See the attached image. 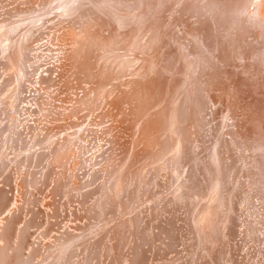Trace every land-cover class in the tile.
I'll list each match as a JSON object with an SVG mask.
<instances>
[{
  "label": "rangeland",
  "instance_id": "1",
  "mask_svg": "<svg viewBox=\"0 0 264 264\" xmlns=\"http://www.w3.org/2000/svg\"><path fill=\"white\" fill-rule=\"evenodd\" d=\"M27 1L30 2V0H12V2H9V0H2L0 1V7L6 6V8H12L13 6L24 4ZM169 1L171 0H155L151 5L146 7L144 6L142 16L144 17L150 13L153 14L154 11L156 12L161 10L162 6H164L163 4L166 2L168 3ZM178 6L179 5L176 7ZM211 19L216 21L215 17ZM211 19L209 18L210 22H212ZM233 20L234 22L238 20L236 23L239 24V19L235 17ZM210 22L209 24L212 28ZM230 22H232V19L230 21L229 18L226 17L221 19L219 31L221 29L222 35L225 33L228 37H231V41H234V39L237 40L238 36H240V28L237 30L233 26H236L237 24L232 22L233 25L232 23L230 25ZM3 30L2 36L0 37V103H2L0 105V140L2 142L0 145V186L4 185V188H7V192H3L5 193L4 196H6L0 203V216H6L9 210L12 211L11 217L6 221L5 228L3 230V240L1 241V246L4 247L7 254L12 256L14 264H90V262L91 264H154L155 262V264H264V179L259 180L256 176L254 177L246 172L243 168L241 162L243 160H241L240 154L237 153L238 151H234L229 143L225 145V143L222 144L219 140L214 141L216 136L214 133L215 130L214 132L212 131V136L210 137L211 129L209 124H206V130H204V134L207 137H210L207 141V146L213 149L216 147L214 143L216 144L221 142L220 144H222L221 146L224 152V159L226 160L224 162V168L226 167L225 170H223L224 168L222 165L220 168L221 172L219 170L221 174L217 176L214 175V172L209 171L210 169L206 164L207 148H204L202 139V143H198L199 145L196 147L197 149L192 147L191 152L189 150L187 157L178 158L179 160L176 159L173 162H176L175 164L177 165L170 163L172 167H165L166 170L168 168L167 172L172 169L173 171L170 170L172 172H169L171 174L175 173L173 175L174 178L172 182H167L166 185V182H162L163 179L158 177L161 173H155V176L158 175L157 178L151 174V171H149L150 169L155 168L152 167L155 165V161H153L154 163L150 166L147 165L149 162L146 163L144 160L142 162H136L134 159L132 160V158H129L130 162L129 159L127 160V158L132 156L133 153L136 154V157L137 154L140 153V147V149L147 148L152 144L151 142L154 144L155 135L152 134V129H154V122L152 121L153 118L150 119L149 122L146 121L145 126L137 127V122L139 120L138 117L136 118L135 115H130V113H122L121 115H118L117 110H114V119L118 120L119 123L118 124L116 123L117 121H114L115 123L113 129L116 128L114 131L117 133V128H120L119 131H121L124 141L129 145L133 140V144H131L133 146L131 148H136L137 145H139L138 150L133 149L134 152H130V150L126 155V162L128 161L130 164L123 163L122 166H118L119 169L117 168V170H114L109 177L106 178L107 183L105 182V189H103L102 181L104 177L101 175V177H97L91 173L93 167H98V164L95 166H92V164L94 163V156L97 155L96 152L98 150L95 147L98 145L99 139L94 135H88L87 133L89 129L91 130L93 127L96 128L97 125H88L85 127L83 123L74 121L76 116H71L70 118L65 119V116L62 114H70L68 110H70L69 107H71L74 102L67 103L61 100V103L57 100V98H73V101H76L77 99L75 98H77V96H80L81 94V96L84 95V93L80 92L82 91V87L78 88L83 83L74 82L72 83V85H74L72 88H64L65 92L63 94H59V96L56 95L57 98H55L52 103H50V99H47V96H49L47 93H45V96L42 97L43 99H38L36 97L37 91L33 92L32 96L30 94L31 97L27 99H20V97H24L27 92L26 87L23 88V85L21 86V84L28 83L31 89H36L38 87V84L36 85L32 76L35 75V73H37L38 77H40L39 84L41 87L47 88L46 91L52 90L51 87H48L51 85L49 75V81L46 82L43 79V75H46L44 73H48L53 77V64H55L54 60L56 58V54L53 53L50 57V54L46 53L44 57H38L36 59L37 61L35 60L29 63H22L16 68L17 76L15 81L20 84L19 88L17 86V89L20 90H15L16 94L18 92L17 95H15L14 91H12V97L10 96L11 94L7 95L6 92L10 89L9 86H11L12 81L4 84L6 79L3 78H7V75H9L11 71L4 66L3 62H5L7 58L9 61L11 60L12 46L9 43L12 41L13 25L10 24V26ZM39 34L33 33V35ZM203 36H205V34H203ZM232 36L234 37L232 38ZM28 40L26 39V42H30ZM219 40L222 42L221 39ZM201 41H204V39L202 40L201 38ZM225 43L226 41L222 44V47H224ZM198 44H195V47H197L196 55L198 59H200V57H202V54L200 53H202L203 50L200 49ZM1 45L5 48L1 47ZM234 47L237 48V45ZM186 52L187 51H185V55L188 54V52ZM240 54H242V57L243 55L245 56V53L243 54L240 52ZM194 55L195 54H192L191 56L195 57L196 55ZM191 56L189 57L191 58ZM197 57H195L196 60ZM235 57L236 54L234 55V59ZM242 57H239L240 60ZM196 60L191 61V64L194 63L192 65L195 67L197 64ZM235 60L238 59L236 58ZM235 60H229V63L226 66L227 68H225L226 71L225 69L222 70V72L218 74V78L217 75H215V79L211 80L212 82L210 79L207 80L206 87L210 90L206 88L205 92H208L207 94H209V91H214V88L220 85V87L222 86L220 94L223 95V98L229 96L228 98L232 99L233 95L236 98H247V103L251 102L249 101V98H253L252 93L261 94L256 95L258 97H254L253 100L258 101L256 102L258 104H255L256 108H263L264 86H261L263 85L261 84L262 78L259 77L258 73L256 75L255 69L250 72L249 69L243 68V65H240L241 69L238 68L236 64L238 61ZM24 68L26 69L24 70ZM262 70L264 71L263 68ZM198 72L199 69H197L195 73V78L198 77ZM5 73H8L6 77H4ZM226 73H230V76ZM240 74L242 75L240 76ZM245 74H247V77H243ZM242 77L246 78L244 79L245 82L242 80ZM226 79H228L229 83ZM231 80L232 82H230ZM220 81H222V83ZM249 82L253 84L251 85ZM240 83H243L244 87H242L243 85ZM236 84H238V86ZM245 88L247 90H245ZM4 90L7 91L5 92ZM21 90L23 91L21 92ZM252 90H255V92ZM246 91L248 93H246ZM21 93H24V95L22 96ZM4 98H6V100ZM259 100L263 101L262 107L260 105L261 103L259 104ZM42 101L47 103L48 112L46 111L44 116L34 114V108H32L34 102L40 103ZM54 102L57 103L54 104ZM55 105H60L61 109L59 110H64V112L61 113L58 112V110H54L53 108ZM41 106L42 108L44 107L43 105ZM158 116H161L160 118H163L164 120L166 119L164 114ZM71 123H73L72 126ZM76 123H79V127L76 126ZM221 124L222 123L220 122V128L223 127ZM117 125L119 127H117ZM54 126L57 129H55ZM67 126L71 128L69 129ZM53 127L55 130L52 129ZM72 128H74L73 131ZM84 128L85 130H88L85 131ZM59 129L60 131L58 133ZM41 130L44 131L42 132ZM47 130H51V133ZM138 130L139 132L141 130L142 131L140 133H136ZM68 132H70V134ZM259 132L261 131L259 130ZM48 133L50 135H48ZM57 134L61 135L58 136ZM200 135L199 137L203 138L202 135ZM258 135L261 134H255L256 138L260 137ZM61 136L62 138H60ZM63 137L65 139L63 141L66 143L62 141ZM69 137L74 141L68 140ZM49 139L53 142H49ZM59 140L64 143L61 144L62 147L60 149L62 151L60 150V153L58 151H54L55 153L52 156L53 151L52 154L49 152L51 149H54L53 147L57 143H60ZM65 144H68V146L70 145L69 147L71 148H68ZM73 144L77 145L74 146ZM254 145L256 144L254 143ZM76 147L78 150H75ZM105 147L109 148L108 144H106ZM256 147H258V145ZM75 151L77 153H75ZM226 155L227 157L225 158ZM237 158H239V160H237ZM143 162L145 165H143ZM138 163H141V167ZM160 163L161 162L158 161V164ZM90 167H92V169H90ZM137 167L141 168L143 175ZM120 169L121 173L119 172ZM87 170L91 172L89 173ZM241 172L242 176L240 175ZM119 173L121 174L120 176H118ZM125 174L128 177L125 176ZM202 174L203 176H207L208 181V186H206V184H203L205 186L202 185L203 189L200 188V185L197 186L198 182H204ZM111 177L113 178L111 179ZM90 178L91 180H89ZM95 178H97L96 182ZM83 179L85 181H83ZM223 180H225V182ZM191 181L193 184H189ZM118 182L121 186H115L120 185ZM174 182L176 184H174ZM99 183L101 184L99 185ZM90 184L92 185L90 186ZM99 186L101 187L99 188ZM172 187H175L176 189ZM119 188L121 193L118 191ZM239 192L242 196L241 198L238 197L239 202L237 203L243 210L241 209L239 219L236 222L241 232L236 231L235 233L233 230H230V228L231 226L232 228L234 226L233 218L235 215L233 214V206H235L236 197L240 195H238ZM8 196H11V199H9ZM129 196L131 199H129ZM226 197L228 200L227 202ZM117 203L121 205H118ZM236 207L237 205L235 206V210H237ZM189 215L190 217L187 218ZM191 218H194L199 232H197L195 227L192 226L193 224H190V228L187 226L189 225L187 222H191ZM191 227H193V231L191 230ZM194 235L196 236L194 237ZM261 239L263 240L261 241ZM38 244H44L45 246H39ZM39 248L40 250H38ZM98 249L100 253L98 252ZM117 250L119 251L117 252ZM140 250L144 252V257L148 256L146 260L143 257L142 262L138 259ZM96 252L98 256L96 255ZM39 253L40 256L38 255ZM22 254H24V256ZM94 255L96 256L95 258L93 257ZM148 258L150 260H148ZM132 261L135 262L133 263Z\"/></svg>",
  "mask_w": 264,
  "mask_h": 264
},
{
  "label": "bare ground",
  "instance_id": "2",
  "mask_svg": "<svg viewBox=\"0 0 264 264\" xmlns=\"http://www.w3.org/2000/svg\"><path fill=\"white\" fill-rule=\"evenodd\" d=\"M154 1L155 0H30V2L27 1L26 3H24L25 5L24 4L16 5L13 6L12 8H6V6L0 7V37L2 36V32L4 31L3 29L10 26V24L13 25L12 41L11 43H9L12 46L11 49L12 52L10 57L11 60L9 61L7 58L5 62H3L4 66L11 72L9 73V75H7L8 73L7 74L5 73L4 77H6L7 75V78L2 77L3 79H6L4 84H6L7 82L10 83L11 81L12 84L11 86H9L10 89L8 91L7 90L4 91L5 92L7 91L6 92L7 95L11 94L10 96L12 97L13 95L12 91H14L15 93V90H20L17 89V86L19 88L20 84H18L15 81L17 76L16 68L19 65H21L22 63H29L35 61L40 56L44 57L46 53L50 54V57L52 56L53 53H55L56 58L54 60L55 64H53L54 65V72L52 73L53 77L50 76V74L48 73H44L46 75H43V79L45 82L49 81L48 80V75H49L51 85L48 87H51L52 90L46 91L47 88L45 87L42 88L41 85L39 84L40 77H38L37 73H35V75L32 76L34 78V82L36 83V85L38 84V87L36 89L35 88L31 89L28 83H24L25 85L21 84V86L23 85V88L26 87L27 92L26 95L22 98L20 97V99H27L32 96L33 92L37 91L36 97L38 99H41L43 96H45V93H47V95H49L47 96V99H50V103H52V101H54V99L57 98L59 94H63L65 92L64 88H68V89L72 88L74 86L72 85V83L74 82L81 84L83 83L78 88L82 87V91L80 92L84 93V95L81 96L82 94L80 93L81 95L75 98L77 99L76 101H73L74 100L73 98L72 99L57 98V100L60 102L62 100L67 103L74 102L72 106L69 107L70 110L68 111L70 114L68 115L62 114L65 116V119H68L71 116H76L74 121L83 123L85 127L88 125H95V126L97 125L96 128L93 127L91 130L87 129L88 130L87 131L85 130V128L84 130L87 131L88 135H94L99 139V143L95 147L98 150L96 152L98 156L97 155L94 156L93 158L94 163L92 164V166L98 164V167L96 168L93 167V170H91L92 172L91 171L90 172L94 176L104 177L102 181L103 189H105L104 186L105 182L107 183L106 178H108L109 175L114 170H117L118 166H122L123 163L128 164L130 162L129 158H132V160L134 159V161L136 162H142L144 160L146 163L149 162L147 165L150 166H152V163H154L153 161H155L156 166L155 165L152 166L155 168L152 167H150L152 169L149 168L151 174L154 177H157L158 175L155 176V173L158 174L161 173L158 177H160V179H163L162 182H166V185L167 182L171 183L174 178L173 175L175 173L174 172H173L174 174L170 173L173 171L172 169H170L172 171L169 170L170 172L169 171L167 172L168 168L166 170L165 167L171 166L170 163H173L178 158L180 159L181 157L182 158L187 157L189 150L191 152L192 147L196 148L199 145L198 143L201 142L202 139H203L204 148H207V154H206L207 167L210 169L209 170L210 172L212 171L215 173L214 174L215 176L221 174L220 168L222 167V165L224 168L225 166L224 162L226 161L224 159V152L222 150L221 145L224 143L225 145L229 143L234 149V151L236 150V152L238 151L237 153L240 154L241 160H243L241 162L246 172L249 175H252L254 177L256 176L259 180H263L264 179V107L259 109V107L257 106L258 108H256L255 104H258L256 103L258 101L253 100L254 97L255 98L258 97L256 95H261V94L252 93L253 98L251 96L252 99L249 98V101L251 102L247 103L246 102L247 98L245 99H241L239 97L236 98L233 95H232V99L228 98L229 96L223 98V95L220 94L222 86L220 87V85L218 84H216L218 86H216L215 88L213 86L214 91L213 90H211L212 92L209 91V94H207L208 92H205V89L208 88L206 87L207 80L210 79L211 81L215 79V75H217L218 78V74L222 72V70L227 68L226 66L229 63V60L232 61L235 60L236 58L238 59L235 60L238 61L236 63L237 67L241 69L240 65L241 66L243 65L242 67L249 69L250 72L255 69L256 75L258 73L259 77L262 78L261 84L263 85L261 86H264V71L262 70V68L264 69V0H174V1L171 0L168 3L166 2L165 4H163L164 6H162L161 10L156 12L154 11L153 14L150 13L147 16L145 15L143 17L142 11L144 9V6L146 7L148 5H151ZM9 2H12V0H9ZM177 5L179 6L176 7ZM22 6H26V7H22ZM208 17L210 19L215 17L216 21H214V19H211L212 22H210ZM224 17L229 18V21L232 19V22H234L233 18L235 17L239 19V24L236 23L238 20L234 22L239 26L237 25L235 26L233 25L232 22H230V25L232 23L234 28H236L237 30L240 28L239 29L240 36H238V38L235 37L237 38V40L234 39V41H231L230 39L231 37H228V35L225 33H224L225 36L222 35L221 29L219 31L220 28L219 26H221L220 24L222 23V22L220 23V20L224 19ZM209 22L211 23L212 28ZM33 33L34 34L41 33V34L33 35ZM203 34H205L206 37L203 36ZM233 37L234 36H232V38ZM201 38L202 40L204 39L205 46H204V41H201ZM26 39L27 40L30 39L28 40L30 42H26ZM219 39H221L222 42H220ZM225 41L226 43L224 44V47H222V44ZM196 43L197 44L199 43L198 45L200 46V49L203 50L202 53H200L201 50L200 52L198 51L200 54H202V57H200V59H198L196 55V49H197V47H195ZM235 45H237V48L234 47ZM1 47L4 46L1 45ZM185 51H187L188 54L185 55ZM239 51L242 52L243 54L245 53V56L243 55L242 57V54H240ZM192 54L196 55L194 56L197 57L198 61L196 60L195 57L191 56ZM235 54L236 57L234 59ZM188 55L191 56V58ZM239 57H242L241 60ZM193 60L194 61L196 60L197 62L196 67L192 65L194 63L191 64V61ZM41 61L43 62L42 59ZM25 69L26 68H24V70ZM197 69H199L198 77L195 78V73ZM241 75L242 74H240V76ZM246 75L247 74H245L243 77H245ZM243 77L242 80L246 79ZM226 80L229 83L228 79ZM220 82L222 83V81ZM230 82H232V80ZM243 83L240 84L243 85ZM236 85L238 86V84ZM239 87L241 88L240 85ZM242 87H244V85ZM246 88L245 90H247ZM208 90L210 89L208 88ZM22 91L23 90H21V92ZM248 91L251 92L250 90ZM253 92H255V90ZM246 93L248 92L246 91ZM17 94L15 93V95ZM21 95L23 96L24 93L23 94L21 93ZM4 99L6 100V98ZM56 103L57 102H54V104ZM1 104L2 103H0V105ZM259 104L262 107L263 101L259 100ZM41 105H43L44 107L42 108ZM47 106H48L47 103L44 101L40 103L34 102V105L32 107L34 108L33 113L36 115L38 114L40 116H44L45 112L46 111L48 112ZM53 109L58 110V112L61 113L64 112V110L63 111L59 110L61 109L60 105L59 106L55 105ZM114 110H117L118 115H121L122 113H127V114L130 113V115L133 116L135 115L136 118L138 117L139 120L137 122L138 124L137 127L145 126L146 121L149 122V120L153 118L152 121L154 122L153 123L154 129H152V134L155 135L154 144L153 142H151L152 144L147 148L140 149L141 148L140 147L139 148L140 153L137 152L138 154L136 157H135L136 154L133 153L132 156L127 158V160L129 159V162L128 161L126 162V157H127L126 155L130 150H131L130 152H132L133 149L138 150L139 144L137 145L136 148L135 147L131 148L133 146L131 145L133 144V140L129 145L124 141V137L121 131H119L120 128L119 129L117 128L118 130V131L116 130L117 133L114 131V129H116V128L113 129L115 123L114 121H117L116 123H118V120L114 119L115 118V115L113 113ZM161 114H164V117L166 116L165 120L163 118H160L161 116L160 117L158 116ZM218 121L222 123L221 124L223 126L222 128L219 127L220 122ZM73 123H71V126ZM78 124L76 123V126H78ZM206 124H209L211 129L210 137L212 136V131L214 132L215 130L214 133L216 136L214 135L215 136L214 141L219 140L222 142V144H220L221 142L216 144L214 143L216 147L213 149L207 146V141L210 139V137H207L204 134V130H206L205 128ZM54 127L52 129H54ZM117 127L119 126L117 125ZM74 128H72V131L74 130ZM55 129L57 128L55 127ZM69 129L67 130L69 131ZM259 130L261 132H259ZM59 131L60 129L58 130V133ZM70 132L68 133L70 134ZM138 132L139 130L136 133ZM198 134L199 135L201 134L203 138H200ZM255 134H261L262 136L258 135L260 137L256 138ZM48 135L50 134L48 133ZM64 137L62 141L65 140ZM60 138H62V136ZM69 138L68 140L74 141L71 138L70 139ZM50 139L49 142H53ZM102 141L104 144L102 143ZM1 143L2 142L0 140V145ZM64 143L60 141V143H57L53 147L54 149H51L49 153L52 154L53 151L52 156L55 153L54 151H58L60 153L61 150L60 148L62 147L61 144ZM105 143L108 144L109 148L105 147L106 145ZM252 143L253 145L254 143L256 145L253 146ZM65 145L68 146V144ZM257 145L258 147H256ZM69 146L68 148H71ZM76 148L75 150H78V148L77 149ZM75 153L77 152L75 151ZM226 157L227 155L225 156V158ZM239 158H237V160H239ZM158 161L163 164L161 163L158 164ZM139 165L141 167V163ZM143 165H145L144 162ZM140 167L137 168L138 170L140 169V172L142 174L143 172L141 171ZM225 168L223 170H225ZM90 169H92V167H90ZM119 172L121 173V169ZM122 172H123V168H122ZM120 173L118 176L121 175ZM240 175L242 176V172L240 173ZM125 176L127 175L125 174ZM202 177L204 182L203 183L198 182L197 185V186L200 185L201 186L200 188H202L203 184H206V186H208L207 176L206 175L203 176L202 174ZM112 178L113 177H111V179ZM95 179L96 182L97 178ZM89 180H91V178ZM83 181L85 180L83 179ZM223 181L225 182V180ZM100 184L101 183H99V185ZM118 184L120 183L118 182ZM174 184L176 183L174 182ZM189 184H193L192 181ZM91 185L92 184H90V186ZM115 186H121V184ZM100 187L101 186H99V188ZM4 191L7 192V188H4V185L0 186V203L4 200L6 196V195L4 196L5 194L3 193ZM118 191L119 192L121 191L120 188ZM239 194L240 192L238 193V195ZM241 196L242 195L240 194L239 196L236 197L235 200L236 202L233 201L235 202V206L237 205L236 207L237 210H235V206H233L234 213L233 212L232 213L235 215L233 218L234 226L233 228L231 226L230 230H233L235 233L236 231L241 232L236 222L239 219L240 212L242 209L237 203L239 202L238 197L241 198ZM8 197L9 199H11L10 198L11 196ZM129 199H131L130 196ZM227 201L228 200L226 197V202ZM11 211L12 210H9L6 216L3 215L4 216L3 219H2L3 216L2 217L0 216L1 219L0 220V264H14V262L12 261L13 260L12 256H10V254H7L5 252L4 247L1 246V241L3 240V236H2L3 230L5 228L6 221L11 217ZM235 212L237 213V215ZM188 217H190V215L187 216V218ZM187 224H189L187 225L188 227L191 226L190 224H193L192 226H194L196 231L199 232L197 225L194 221V218H191V222L189 223L187 222ZM191 228H192L191 230L193 231V227ZM195 236L196 235H194V237ZM262 240L263 239H261V241ZM43 245H39V246H43ZM38 250H40V248ZM118 251L119 250H117V252ZM143 253L144 252L140 250L139 255L137 254L138 259L141 262L143 261L142 258L144 257ZM24 254L22 255L24 256ZM38 255L40 256V253ZM93 257L95 258L96 256L94 255ZM147 257L148 256L144 257V259L146 260ZM149 258L148 260H150Z\"/></svg>",
  "mask_w": 264,
  "mask_h": 264
}]
</instances>
